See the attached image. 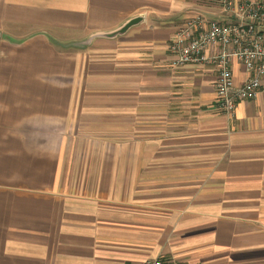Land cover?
Returning a JSON list of instances; mask_svg holds the SVG:
<instances>
[{"label":"crops","instance_id":"1","mask_svg":"<svg viewBox=\"0 0 264 264\" xmlns=\"http://www.w3.org/2000/svg\"><path fill=\"white\" fill-rule=\"evenodd\" d=\"M198 14L229 21L218 0H0V264H264V87L231 119L216 70L172 66Z\"/></svg>","mask_w":264,"mask_h":264},{"label":"built area","instance_id":"2","mask_svg":"<svg viewBox=\"0 0 264 264\" xmlns=\"http://www.w3.org/2000/svg\"><path fill=\"white\" fill-rule=\"evenodd\" d=\"M218 2L228 13V22L195 15L178 28L168 49L176 69L200 64L218 72L216 108L234 119L238 105L258 99L264 87V0ZM235 61L244 66L247 75L240 85L233 77ZM143 264L184 263L162 256Z\"/></svg>","mask_w":264,"mask_h":264},{"label":"water","instance_id":"3","mask_svg":"<svg viewBox=\"0 0 264 264\" xmlns=\"http://www.w3.org/2000/svg\"><path fill=\"white\" fill-rule=\"evenodd\" d=\"M119 33V32H118ZM111 35H114V34H111ZM111 35H109V36H111Z\"/></svg>","mask_w":264,"mask_h":264}]
</instances>
